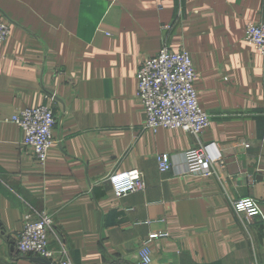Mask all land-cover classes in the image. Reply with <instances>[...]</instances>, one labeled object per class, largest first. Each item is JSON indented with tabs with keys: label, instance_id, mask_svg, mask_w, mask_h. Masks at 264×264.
Returning a JSON list of instances; mask_svg holds the SVG:
<instances>
[{
	"label": "crops",
	"instance_id": "obj_1",
	"mask_svg": "<svg viewBox=\"0 0 264 264\" xmlns=\"http://www.w3.org/2000/svg\"><path fill=\"white\" fill-rule=\"evenodd\" d=\"M0 19V264H43L15 249L24 214L41 212L70 264H136L151 233L165 235L150 264H264V57L245 40L264 0H0ZM164 42L195 69L210 116L198 136L144 127L135 72ZM40 105L56 116L44 165L9 120ZM199 146L219 161L211 176L185 173ZM132 169L146 188L115 197L107 176ZM241 198L260 213L236 212Z\"/></svg>",
	"mask_w": 264,
	"mask_h": 264
},
{
	"label": "built area",
	"instance_id": "obj_2",
	"mask_svg": "<svg viewBox=\"0 0 264 264\" xmlns=\"http://www.w3.org/2000/svg\"><path fill=\"white\" fill-rule=\"evenodd\" d=\"M162 28L167 30L170 25L164 24ZM9 33L8 23L0 19V46ZM245 40L264 57V22H248L245 26ZM195 76L189 53L184 49L171 50L165 42L155 55L139 64L135 72L136 97L145 108V128L154 131L158 128H180L198 136L210 124L209 114L198 104L193 84ZM9 120L23 131L21 146L31 148L36 162L44 165L48 150L54 142L56 116L53 109L48 105L24 108L13 113ZM244 146L248 147V144L244 143ZM182 156L186 165L185 173L203 177L211 176L219 162L206 153L205 146L190 148ZM156 160L160 172H167L172 168L170 154H158ZM107 179L117 198L146 188L142 174L136 169L109 174ZM233 208L247 217L260 213L258 202L252 198L235 200ZM52 224V218L45 212H41L36 218L31 214H24L22 228L15 239L16 252L19 255L42 257L55 264H70L63 257V243L58 252L48 245V232ZM162 235L165 234H149L139 248L136 264H150L148 244Z\"/></svg>",
	"mask_w": 264,
	"mask_h": 264
},
{
	"label": "water",
	"instance_id": "obj_3",
	"mask_svg": "<svg viewBox=\"0 0 264 264\" xmlns=\"http://www.w3.org/2000/svg\"><path fill=\"white\" fill-rule=\"evenodd\" d=\"M31 259L34 260L37 263L51 264V262L49 260H46V259H44L42 257L36 256V257H31Z\"/></svg>",
	"mask_w": 264,
	"mask_h": 264
}]
</instances>
